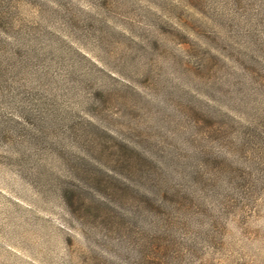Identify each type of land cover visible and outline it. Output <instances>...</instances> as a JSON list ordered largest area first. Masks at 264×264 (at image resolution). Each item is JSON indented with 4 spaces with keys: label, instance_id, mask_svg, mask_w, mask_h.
Listing matches in <instances>:
<instances>
[{
    "label": "rangeland",
    "instance_id": "1",
    "mask_svg": "<svg viewBox=\"0 0 264 264\" xmlns=\"http://www.w3.org/2000/svg\"><path fill=\"white\" fill-rule=\"evenodd\" d=\"M0 264H264V0H0Z\"/></svg>",
    "mask_w": 264,
    "mask_h": 264
}]
</instances>
